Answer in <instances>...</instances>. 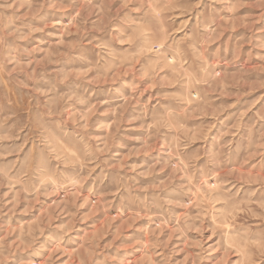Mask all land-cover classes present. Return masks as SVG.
<instances>
[{
  "label": "rangeland",
  "instance_id": "rangeland-1",
  "mask_svg": "<svg viewBox=\"0 0 264 264\" xmlns=\"http://www.w3.org/2000/svg\"><path fill=\"white\" fill-rule=\"evenodd\" d=\"M0 264H264V0H0Z\"/></svg>",
  "mask_w": 264,
  "mask_h": 264
}]
</instances>
